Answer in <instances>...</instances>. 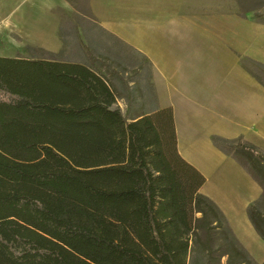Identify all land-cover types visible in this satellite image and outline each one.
I'll list each match as a JSON object with an SVG mask.
<instances>
[{
    "label": "trees",
    "instance_id": "16d2710c",
    "mask_svg": "<svg viewBox=\"0 0 264 264\" xmlns=\"http://www.w3.org/2000/svg\"><path fill=\"white\" fill-rule=\"evenodd\" d=\"M145 60L152 105L129 117L108 64L0 57V264H255L179 155ZM211 141L264 193L263 152ZM258 201L247 216L264 241Z\"/></svg>",
    "mask_w": 264,
    "mask_h": 264
},
{
    "label": "crops",
    "instance_id": "0c3cea01",
    "mask_svg": "<svg viewBox=\"0 0 264 264\" xmlns=\"http://www.w3.org/2000/svg\"><path fill=\"white\" fill-rule=\"evenodd\" d=\"M88 2L101 30L149 61L156 107L172 110L177 151L205 177L200 193L218 206L235 234H242L240 226L254 231L247 211L260 199L262 188L211 137H242L264 152V86L241 60L244 54L264 64L254 49L257 32L255 39L252 33L244 41L237 32L220 39L207 30V21L220 18L206 14L207 9L227 7L219 0ZM252 22L257 30L264 28Z\"/></svg>",
    "mask_w": 264,
    "mask_h": 264
},
{
    "label": "rangeland",
    "instance_id": "374dc122",
    "mask_svg": "<svg viewBox=\"0 0 264 264\" xmlns=\"http://www.w3.org/2000/svg\"><path fill=\"white\" fill-rule=\"evenodd\" d=\"M219 1L227 7L221 5L220 8L207 9L206 14L210 11L220 16L217 21L206 22L207 30L220 39L235 37L233 33L237 32L244 37V41L246 35L252 33L255 39L257 32L254 49L258 56L264 57V28L257 30L252 26V21L264 25V20L259 16L264 13V0ZM232 12L238 13L237 17L245 22L235 19ZM243 40H240L243 42L241 44H245ZM14 56L79 62L89 66L93 61L108 64L123 78L124 83L116 79L113 81L119 94L126 98L131 92L132 109L127 116L141 111L143 105L146 108L152 105L149 67L145 58L101 30L89 10L88 0H0V57ZM241 60L264 83V73L255 63L264 64L244 54ZM139 63L143 64L144 69L137 73ZM125 98L118 97L114 104L124 115L127 110ZM257 207L264 213L263 192ZM241 227L239 230L242 234L238 236L234 233L236 238L255 264H261L264 261V241L255 231L246 232Z\"/></svg>",
    "mask_w": 264,
    "mask_h": 264
}]
</instances>
